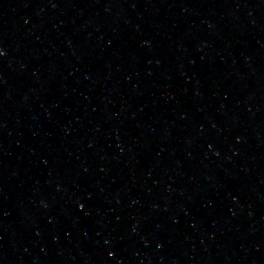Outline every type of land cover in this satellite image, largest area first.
Returning a JSON list of instances; mask_svg holds the SVG:
<instances>
[{
    "label": "water",
    "instance_id": "water-1",
    "mask_svg": "<svg viewBox=\"0 0 264 264\" xmlns=\"http://www.w3.org/2000/svg\"><path fill=\"white\" fill-rule=\"evenodd\" d=\"M0 264H264V0H0Z\"/></svg>",
    "mask_w": 264,
    "mask_h": 264
}]
</instances>
